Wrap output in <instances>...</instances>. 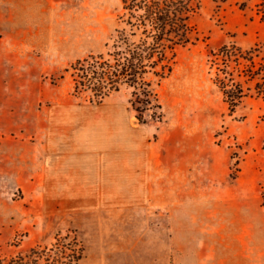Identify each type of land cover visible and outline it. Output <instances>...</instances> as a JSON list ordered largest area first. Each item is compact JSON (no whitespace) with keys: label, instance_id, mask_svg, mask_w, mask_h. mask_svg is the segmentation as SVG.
<instances>
[{"label":"rangeland","instance_id":"obj_1","mask_svg":"<svg viewBox=\"0 0 264 264\" xmlns=\"http://www.w3.org/2000/svg\"><path fill=\"white\" fill-rule=\"evenodd\" d=\"M193 5L195 38L166 48L159 75H147L158 107L145 123L146 205L48 211L41 135L0 134V262L37 250L30 264H264V0ZM128 7L130 0H0V54L13 55L5 59L8 97L24 115L31 101L40 111L52 101L93 109L92 93L74 90L73 67L113 62L121 32L132 40ZM236 82L246 95L230 110L223 91ZM131 91L123 84L101 101L122 102L139 124Z\"/></svg>","mask_w":264,"mask_h":264},{"label":"crops","instance_id":"obj_2","mask_svg":"<svg viewBox=\"0 0 264 264\" xmlns=\"http://www.w3.org/2000/svg\"><path fill=\"white\" fill-rule=\"evenodd\" d=\"M11 56L0 54V134L27 129L41 135L40 186L47 210L86 212L146 205L152 170L145 123L133 122L125 104L117 101L95 102L93 109L52 101L42 111L31 101L30 114L24 115V106L13 103L4 91L11 69L5 59ZM89 111L95 115L89 116Z\"/></svg>","mask_w":264,"mask_h":264},{"label":"trees","instance_id":"obj_3","mask_svg":"<svg viewBox=\"0 0 264 264\" xmlns=\"http://www.w3.org/2000/svg\"><path fill=\"white\" fill-rule=\"evenodd\" d=\"M126 4V0H122ZM133 10V22L128 41L127 34L121 32L118 49L113 55V62L100 60L98 57L78 61L75 73V92L90 91L91 99L100 102L111 90L126 84L132 88L130 105L140 123H146V116L156 117L148 110L158 107L152 90V80L148 73L159 75L157 66L163 60L166 48L175 44H186L195 38L188 25L189 15L194 11V0H130ZM228 65V64H227ZM231 74V73H230ZM230 110L239 104L246 95L242 86L231 83L223 91ZM39 251L31 250L29 254L17 255L0 262V264H30L36 261L32 255ZM29 261V262H28Z\"/></svg>","mask_w":264,"mask_h":264}]
</instances>
